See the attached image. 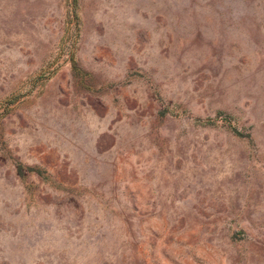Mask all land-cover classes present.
I'll return each instance as SVG.
<instances>
[{"label": "rangeland", "instance_id": "1", "mask_svg": "<svg viewBox=\"0 0 264 264\" xmlns=\"http://www.w3.org/2000/svg\"><path fill=\"white\" fill-rule=\"evenodd\" d=\"M0 264H264V0H0Z\"/></svg>", "mask_w": 264, "mask_h": 264}]
</instances>
